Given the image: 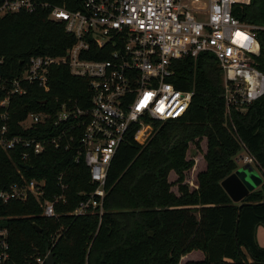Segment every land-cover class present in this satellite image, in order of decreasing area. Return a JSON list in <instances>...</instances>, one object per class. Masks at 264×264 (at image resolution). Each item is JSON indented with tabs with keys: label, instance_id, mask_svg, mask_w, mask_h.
<instances>
[{
	"label": "trees",
	"instance_id": "trees-1",
	"mask_svg": "<svg viewBox=\"0 0 264 264\" xmlns=\"http://www.w3.org/2000/svg\"><path fill=\"white\" fill-rule=\"evenodd\" d=\"M79 4L78 0L76 7ZM234 14L258 26L260 50L255 61L264 72V0L237 5ZM74 41L63 22L49 18L48 9L0 13V71L19 74L30 56L63 54ZM173 67L175 84L194 90L190 105L178 117L150 119L153 128L143 143L134 139L133 129L127 135L108 170L101 216L70 213L83 191L96 186L84 159H76L75 149L49 145L23 159L24 146H0L2 188L21 181L22 175L35 177L46 180L44 195L53 198L61 192V172L68 184L66 201L57 204L61 212L57 216L42 215L33 194L9 201L0 197V226H7L9 232L8 264H30L48 250L54 252L56 264H264V246L256 237L257 226L264 227V181L245 195L248 203L240 206L220 183L237 167L234 155L242 147L264 174V93L245 111L227 112L222 68L213 53L175 58ZM49 76V90L33 83L27 93L12 96L11 133L45 137L55 132V126L39 122L26 128L21 121L30 111L54 109L70 99L82 108L90 106L87 77L74 75L65 64L52 65ZM203 137L208 166L199 173L198 186L191 188L185 170L195 160L187 151L191 143L199 147ZM172 170L178 174L174 181L169 179ZM193 249H201L204 257L183 261L182 256Z\"/></svg>",
	"mask_w": 264,
	"mask_h": 264
},
{
	"label": "built area",
	"instance_id": "built-area-1",
	"mask_svg": "<svg viewBox=\"0 0 264 264\" xmlns=\"http://www.w3.org/2000/svg\"><path fill=\"white\" fill-rule=\"evenodd\" d=\"M64 2L3 0L0 5L1 14L48 9L49 18L63 22L75 38L63 54L30 56L19 74L0 71V146H24L23 159L49 145L75 149L76 159H84L96 186L83 191L72 214H103L111 161L132 129L134 139L143 143L153 128L150 119L175 118L189 107L194 90L175 84V58L197 57L204 51L216 56L227 112L245 111L264 93V72L255 61L260 50L258 26L234 14L237 5H248L251 0H79V7L78 0ZM60 64L90 80V106L82 108L70 99L54 109L30 111L21 121L26 128L39 122L55 126V132L45 137L11 133L12 96L27 93L33 83L49 90L50 68ZM239 156L243 162L255 161L248 153ZM63 176V172L58 175L61 192L53 198L44 195L45 179L24 175L8 188L0 186V197L9 201L33 194L42 215L57 216L61 213L57 204L66 201L68 184ZM8 236L7 226H0V264L11 259ZM49 253L38 254L30 264H46Z\"/></svg>",
	"mask_w": 264,
	"mask_h": 264
},
{
	"label": "rangeland",
	"instance_id": "rangeland-1",
	"mask_svg": "<svg viewBox=\"0 0 264 264\" xmlns=\"http://www.w3.org/2000/svg\"><path fill=\"white\" fill-rule=\"evenodd\" d=\"M207 138L203 137L200 146H196L194 143L190 144V147L188 148L187 151V156L189 158H194L195 162L192 167L188 168L185 170V181L189 183L191 188L197 187L198 186V181H199V173L205 169H207L208 166V161L206 158V152H207ZM247 151L242 147L239 149V151L234 155V159L236 161L237 167L243 166L245 162H243L242 158H239V155L245 154ZM253 166V171L256 172V174H259L261 177V182L264 181V174L260 170V168L256 165V162L250 163ZM178 174L172 170L169 174V179L174 181L177 179ZM260 185H257L256 187H259ZM255 187V188H256ZM172 188L178 192V185L173 184ZM254 188V189H255ZM263 231V232H261ZM261 233L264 234V227L263 225L259 224L256 228V237L260 245L264 246V242L262 239ZM182 261V260H181Z\"/></svg>",
	"mask_w": 264,
	"mask_h": 264
},
{
	"label": "water",
	"instance_id": "water-1",
	"mask_svg": "<svg viewBox=\"0 0 264 264\" xmlns=\"http://www.w3.org/2000/svg\"><path fill=\"white\" fill-rule=\"evenodd\" d=\"M27 167H29V165H27ZM253 169V166L249 162H245L243 166L236 167L220 181L222 187L231 199L240 201L239 206L248 203V201L243 200V198L249 191L261 183L260 175L256 174ZM261 201H263V199ZM34 225L38 230H42V227L38 223L34 222ZM46 264H56L53 251L48 254Z\"/></svg>",
	"mask_w": 264,
	"mask_h": 264
},
{
	"label": "crops",
	"instance_id": "crops-1",
	"mask_svg": "<svg viewBox=\"0 0 264 264\" xmlns=\"http://www.w3.org/2000/svg\"><path fill=\"white\" fill-rule=\"evenodd\" d=\"M261 232H263V231H261ZM261 235L263 236L262 239L264 242V234L261 233ZM202 257H204V252L201 249H193V250L187 252L186 254H184L182 256V260L186 261L188 259H200Z\"/></svg>",
	"mask_w": 264,
	"mask_h": 264
}]
</instances>
